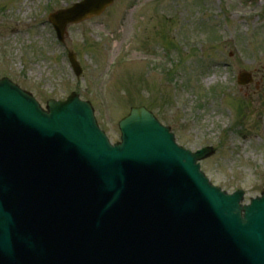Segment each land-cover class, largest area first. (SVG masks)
I'll use <instances>...</instances> for the list:
<instances>
[{
  "label": "water",
  "instance_id": "obj_1",
  "mask_svg": "<svg viewBox=\"0 0 264 264\" xmlns=\"http://www.w3.org/2000/svg\"><path fill=\"white\" fill-rule=\"evenodd\" d=\"M113 3L84 0L49 20L64 42L69 24ZM119 127L113 146L76 94L45 111L0 80V264H264V193L243 206V191L212 185L199 162L213 148L180 147L145 107Z\"/></svg>",
  "mask_w": 264,
  "mask_h": 264
},
{
  "label": "rangeland",
  "instance_id": "obj_2",
  "mask_svg": "<svg viewBox=\"0 0 264 264\" xmlns=\"http://www.w3.org/2000/svg\"><path fill=\"white\" fill-rule=\"evenodd\" d=\"M79 0H0V79L43 107L76 93L112 143L131 108L145 106L196 151L211 183L244 203L264 192V0H115L70 26L64 44L49 13ZM83 68L77 78L67 59ZM254 82L240 86V72Z\"/></svg>",
  "mask_w": 264,
  "mask_h": 264
}]
</instances>
